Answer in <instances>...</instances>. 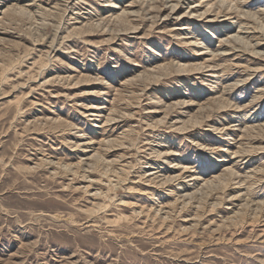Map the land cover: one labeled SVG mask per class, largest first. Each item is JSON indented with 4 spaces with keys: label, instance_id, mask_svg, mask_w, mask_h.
<instances>
[{
    "label": "rangeland",
    "instance_id": "obj_1",
    "mask_svg": "<svg viewBox=\"0 0 264 264\" xmlns=\"http://www.w3.org/2000/svg\"><path fill=\"white\" fill-rule=\"evenodd\" d=\"M220 1L0 0V264H264V0Z\"/></svg>",
    "mask_w": 264,
    "mask_h": 264
},
{
    "label": "bare ground",
    "instance_id": "obj_2",
    "mask_svg": "<svg viewBox=\"0 0 264 264\" xmlns=\"http://www.w3.org/2000/svg\"><path fill=\"white\" fill-rule=\"evenodd\" d=\"M165 1V0H164ZM166 1H168V0H166ZM175 1V0H174ZM238 1V0H237ZM225 2L226 1H224V0H221L220 2H219V4H221V5H223V4H225ZM210 6H212V5H210ZM230 6H231V3H230ZM201 8L202 7V5H196V6H194V7H191V9L192 10H197V8ZM219 7V6H218ZM112 8H116V7H112ZM211 8H213V6L211 7ZM229 8H231V7H229ZM18 10V9H17ZM222 10V9H221ZM230 10V9H229ZM12 11H14L13 9H9L7 12H6V14L7 13H11ZM20 11L21 12H19L20 14H22V11H25L23 8H20ZM209 11H207V13H208ZM15 13V12H14ZM27 13V12H26ZM221 13H223V12H220V13H218L219 15H221ZM18 13H16V15H17ZM123 14H125V15H132V13H128V12H124ZM217 14V15H218ZM13 15H15V14H13ZM211 14H208L207 16H210ZM217 16V18H219L220 16ZM240 15H244V16H246V14H243L242 12L239 14V16ZM249 16H250V14H249ZM124 17V16H123ZM197 17V16H196ZM250 17H252V16H250ZM216 18V19H217ZM242 18V17H241ZM117 19V18H116ZM244 19V18H243ZM42 20V19H41ZM40 20V21H41ZM122 20V19H121ZM125 21V20H124ZM255 21V20H254ZM127 23V22H126ZM43 24V23H42ZM122 24V23H121ZM45 25V24H44ZM262 25V24H261ZM43 26V25H42ZM127 26V25H126ZM131 27V26H130ZM241 28H244V27H241ZM122 29H124V28H122ZM132 30H135V29H137V28H134L133 29V27L131 28ZM244 29H247V28H244ZM119 30V29H118ZM128 30V29H127ZM261 30H263L262 31V34L264 33V29H261ZM256 32H260V31H256ZM255 32V33H256ZM239 33H242V31H239ZM246 34H251V33H246ZM230 40L231 41H228L229 43H233L236 47L233 49H231L232 51H234V52H244V54H248L247 52L250 50V49H255V47H259V48H261V46H262V44H256V45H254V46H251V43H249L248 41H246L245 42V39L243 38V37H240L239 35H237V36H234L233 38H230ZM242 42H243V44H242ZM238 44V45H237ZM239 45H241V46H239ZM225 46V45H224ZM227 47H229V46H227ZM229 48H231V47H229ZM241 49H243V51L241 50ZM255 54H260V53H257V52H255V51H253ZM201 54H206V53H201ZM253 54V53H252ZM176 68V67H175ZM163 70V69H162ZM210 70V69H209ZM208 70V71H209ZM212 70V69H211ZM165 71V70H164ZM205 72V71H204ZM199 74V73H198ZM201 74V73H200ZM230 94V93H229ZM228 94V95H229ZM258 98V97H257ZM260 103V102H259ZM202 111V110H201ZM95 116V115H94ZM259 128H264V125H262L261 127H259ZM254 131V129L252 128V127H249V128H245V133H250V132H253ZM97 153V152H96ZM91 158V157H90ZM93 158H96V159H98V161H100L102 158H100L99 156H97V157H93ZM91 160V159H90ZM93 160V159H92ZM91 160V161H92ZM98 161H96V163L98 162ZM100 164V163H99ZM107 173V172H106ZM208 185V184H207ZM209 190V189H208ZM206 195H207V193H206ZM209 195V194H208ZM205 198H207V197H205ZM105 210V209H104ZM107 210V209H106Z\"/></svg>",
    "mask_w": 264,
    "mask_h": 264
}]
</instances>
